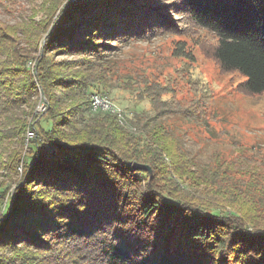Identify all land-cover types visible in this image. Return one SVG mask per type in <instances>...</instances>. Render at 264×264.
<instances>
[{
  "label": "trees",
  "instance_id": "16d2710c",
  "mask_svg": "<svg viewBox=\"0 0 264 264\" xmlns=\"http://www.w3.org/2000/svg\"><path fill=\"white\" fill-rule=\"evenodd\" d=\"M29 1L30 17L0 20V249L11 252L0 264L58 263L71 241L94 246L100 264H264L263 174L217 157L201 166L178 151L157 122L167 111L158 86L143 84L156 114L130 119L137 136L90 109L93 89L108 95L95 85L109 74L112 43L173 26L158 0ZM171 6L215 36L222 71L244 75L249 93L264 91V0Z\"/></svg>",
  "mask_w": 264,
  "mask_h": 264
},
{
  "label": "rangeland",
  "instance_id": "374dc122",
  "mask_svg": "<svg viewBox=\"0 0 264 264\" xmlns=\"http://www.w3.org/2000/svg\"><path fill=\"white\" fill-rule=\"evenodd\" d=\"M72 1L67 0L68 3ZM174 2L158 0L153 5L158 14L171 18V28L157 27L143 36L112 43L114 48L107 52L103 62L107 64L103 65V71L109 74L103 85L95 86L108 93L131 119L137 115L146 119L156 114L144 93V82L162 88L160 97L166 100L167 111L157 122H164L168 127L178 151L201 166L213 165L220 158L221 162L232 163L238 171L256 169L264 175V91L249 93L242 86L246 79L244 75L237 71H222L213 57L217 44L215 36L194 25L180 10L172 8ZM31 6L29 0H1L0 20L13 24L20 18H28ZM70 57L73 56L60 55L57 60ZM44 105L40 102L37 111L43 113ZM180 110L185 111V115L177 113ZM125 129L135 136L139 133L133 124ZM21 151L29 158L30 150L26 146ZM42 151L52 156L53 147L42 145ZM2 174L4 171L0 169V176ZM236 176L248 179L246 174ZM160 178L165 177L160 175ZM249 231H252L251 226ZM80 243L71 241L75 249L67 255L58 253L61 258L55 256L58 263L55 259L36 262L100 264L94 246H86L87 243L82 248ZM77 247L82 248L79 250L84 257H79ZM0 252L11 256L7 249L2 248Z\"/></svg>",
  "mask_w": 264,
  "mask_h": 264
},
{
  "label": "built area",
  "instance_id": "2783aa9c",
  "mask_svg": "<svg viewBox=\"0 0 264 264\" xmlns=\"http://www.w3.org/2000/svg\"><path fill=\"white\" fill-rule=\"evenodd\" d=\"M90 109L92 112H103L113 115L122 127L131 126L130 115L107 94L92 93L90 95Z\"/></svg>",
  "mask_w": 264,
  "mask_h": 264
},
{
  "label": "water",
  "instance_id": "95a60500",
  "mask_svg": "<svg viewBox=\"0 0 264 264\" xmlns=\"http://www.w3.org/2000/svg\"><path fill=\"white\" fill-rule=\"evenodd\" d=\"M52 153H53V151H52ZM131 166H132V169H134V170L147 171L149 174L151 172V168L148 165H146V164L133 162L131 164ZM12 201H13V191H12V194H11L10 204H12Z\"/></svg>",
  "mask_w": 264,
  "mask_h": 264
}]
</instances>
